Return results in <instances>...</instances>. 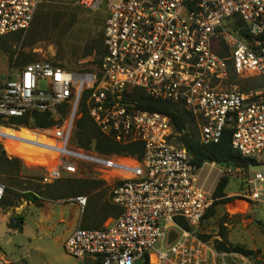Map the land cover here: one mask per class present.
I'll list each match as a JSON object with an SVG mask.
<instances>
[{"label": "built area", "instance_id": "obj_1", "mask_svg": "<svg viewBox=\"0 0 264 264\" xmlns=\"http://www.w3.org/2000/svg\"><path fill=\"white\" fill-rule=\"evenodd\" d=\"M41 1L0 0V36L25 31ZM73 1L103 14L99 62L93 70H70L37 60L8 72L0 84L1 121L31 111L59 119L63 106L67 113L46 128L0 122V143L11 137L51 153L44 184L74 174L79 163L111 174L118 215L98 228L77 226L63 242L82 264H208L207 252L215 257V251L177 220L196 226L213 201L198 184L201 167L173 143L169 116L138 108L132 96L142 89L185 108L196 117L202 143L217 142L229 128L232 148L262 165L256 156L264 152V0ZM236 17L243 26L234 32L229 22ZM222 46L227 54L219 53ZM81 101L102 133L118 143H141V157L73 144ZM2 128L35 130L44 141L9 136ZM262 168L250 165L246 178L248 197L261 202ZM4 193L0 182V199ZM62 201L80 212L87 205L82 194ZM171 230L176 237L168 242Z\"/></svg>", "mask_w": 264, "mask_h": 264}, {"label": "rangeland", "instance_id": "obj_2", "mask_svg": "<svg viewBox=\"0 0 264 264\" xmlns=\"http://www.w3.org/2000/svg\"><path fill=\"white\" fill-rule=\"evenodd\" d=\"M100 14L77 6L73 0H42L25 31L0 40V83L8 72L17 69L10 64L18 57L57 63L64 69L93 70L100 55L96 50L83 54L89 45L101 39ZM0 145L5 156L20 161L19 169L0 174V182L7 189L5 199L15 201L13 205L0 204V264H82L65 251L63 242L77 226L83 223L89 226L92 221L98 225L99 216L106 219L115 211L110 195L111 174L79 163L74 174H63L44 184L41 177L45 163L9 151L4 141ZM256 159L264 163V152ZM1 165L0 169L5 170ZM248 174L249 168L239 165L204 163L201 166L198 184L212 194L219 179L226 176L225 197L234 198L219 204L212 217L192 227L196 237L216 253L214 257L207 252L208 264H264V201L248 197ZM26 191H33L37 200L20 198ZM77 194L87 197L88 204L82 212L73 202L62 201ZM16 217L22 218L20 229L8 226L9 221H17ZM215 240L243 251H218Z\"/></svg>", "mask_w": 264, "mask_h": 264}, {"label": "trees", "instance_id": "obj_3", "mask_svg": "<svg viewBox=\"0 0 264 264\" xmlns=\"http://www.w3.org/2000/svg\"><path fill=\"white\" fill-rule=\"evenodd\" d=\"M78 6V5H77ZM103 23V14H100ZM54 21L57 20L55 17ZM229 26L232 31L236 32L237 26H243V22L239 18H234L231 22H229ZM22 31L12 32L6 35L0 36V40H6L9 36H19ZM220 51L221 55L227 54V49ZM93 50L97 51V54L100 55L97 58V62H99L103 52V26H102V34L101 39H99L96 44H92L88 46V51H86L83 55H88L93 52ZM6 52V51H5ZM9 53V52H8ZM10 55V53H9ZM10 55V61H11ZM32 58H23L18 57L15 62L10 65H16L14 67L18 68L27 63L33 62ZM56 66H60L57 63H53ZM61 67V66H60ZM63 68V67H62ZM233 79V77H232ZM1 84V83H0ZM132 98L136 101V105L140 109H145L149 111H158L163 114L169 116L170 121L173 125L175 138L173 143L178 146L184 147L192 156L191 162L198 167H201L204 163H216L221 166H233L239 165L242 167L249 168L255 161L249 157L242 156L237 150L232 148L230 139H231V130L229 128L224 129L220 139L217 142L212 143H202L199 140L197 133V120L196 117L187 111L185 108L178 104L169 103L166 101L154 99L151 96L147 95V93L142 89H136ZM61 118L65 117L67 113V109L65 107H61ZM79 116L75 119L74 129L72 133L71 142L76 146L84 148L86 150H94L104 155H129L141 157L143 153V146L139 142H131V143H118L114 141L110 136L102 133L100 129L93 122L92 118L88 114L87 107L84 101H81L79 106ZM59 119H55L53 115L48 112H40V111H31L25 114L23 117L10 118L8 121H1L7 125L17 124V125H25L28 127H37V128H46L52 126L57 123ZM196 130V132H195ZM0 164L1 166H5V170L0 169V174L11 173L14 169L20 168V161L17 158H8L4 155V152L1 149L0 145ZM42 178V177H41ZM228 178L226 176H222L212 193L213 201L211 205L206 209L203 217L200 222L206 218L212 217L216 213V207L219 204H225L233 200V197H225L224 188L227 185ZM6 186L4 196L0 199V204L4 202L5 205H13L15 203L13 198H6ZM18 197V196H17ZM17 197L15 199H17ZM20 198H24L27 201H35L37 200L36 195L33 191H26L20 195ZM88 204V202H87ZM115 211L110 216H116L119 213V209L111 202ZM93 213V212H92ZM93 216H96L93 213ZM108 216V217H110ZM107 217V218H108ZM17 221L12 223L8 222L9 227H13L14 229H20V224L22 222L21 217H16ZM106 218V219H107ZM98 217V220H101L98 225H93V221L89 226H86L84 223L81 225L83 228H98L102 226L105 220ZM97 220V219H96ZM179 222L186 228L192 230V227H189L183 220L177 219ZM205 238V237H204ZM207 238V237H206ZM215 249L218 251H236L242 252L243 249L240 247H231L227 245L224 241L215 240L214 241Z\"/></svg>", "mask_w": 264, "mask_h": 264}, {"label": "bare ground", "instance_id": "obj_4", "mask_svg": "<svg viewBox=\"0 0 264 264\" xmlns=\"http://www.w3.org/2000/svg\"><path fill=\"white\" fill-rule=\"evenodd\" d=\"M1 131L9 136H15L18 138L28 139L31 141H44V137L42 133H38L35 130H30L26 128H20L18 130L2 128ZM4 144L9 151L19 152L28 159L35 162L48 163L52 159L51 153H48L43 149L32 146L26 142L14 140L11 137L5 139Z\"/></svg>", "mask_w": 264, "mask_h": 264}, {"label": "water", "instance_id": "obj_5", "mask_svg": "<svg viewBox=\"0 0 264 264\" xmlns=\"http://www.w3.org/2000/svg\"><path fill=\"white\" fill-rule=\"evenodd\" d=\"M261 166H264V163L262 165L260 163H255V164L251 165V168L252 169H260ZM175 237H176V232L171 230L169 232L168 242H171ZM136 263L139 264L140 260H136Z\"/></svg>", "mask_w": 264, "mask_h": 264}]
</instances>
